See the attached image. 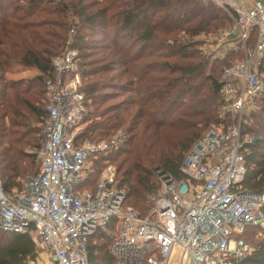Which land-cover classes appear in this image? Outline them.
Wrapping results in <instances>:
<instances>
[{
    "label": "trees",
    "instance_id": "obj_1",
    "mask_svg": "<svg viewBox=\"0 0 264 264\" xmlns=\"http://www.w3.org/2000/svg\"><path fill=\"white\" fill-rule=\"evenodd\" d=\"M229 23L204 0H0V172L7 193L40 168L45 83L55 77L52 60L66 47L77 51L87 112L76 143L128 134L109 156L93 158L78 189H94L105 160L116 167L115 188L124 205L141 216L159 186L154 166L183 179L185 154L220 117L223 67L231 60L205 52V37ZM15 67L34 68L30 78L8 79ZM264 78V59L260 68ZM127 94L119 98L121 94ZM244 114L247 145L243 187L264 193V92ZM264 212V207L262 208ZM112 218L89 236V264H118L104 256L115 230ZM251 232H250V230ZM249 230V231H248ZM257 227L245 229L242 237ZM252 244V243H251ZM106 253V251H105ZM35 244L27 233L0 230V264H33ZM241 264H264V239Z\"/></svg>",
    "mask_w": 264,
    "mask_h": 264
},
{
    "label": "built area",
    "instance_id": "obj_2",
    "mask_svg": "<svg viewBox=\"0 0 264 264\" xmlns=\"http://www.w3.org/2000/svg\"><path fill=\"white\" fill-rule=\"evenodd\" d=\"M204 1L229 19L215 43L204 38L205 52L214 57L235 54L221 75L220 117L228 120L212 124L185 154L183 179L158 171L160 183L148 195L144 216L124 205L126 190L115 188L116 167L108 160L94 189H78L93 158L112 154L127 135L116 131L108 139L76 143L87 108L70 29L65 50L52 60L55 77L45 83L39 172L11 193L0 172V230L32 238L33 264H89L88 238L112 218L107 254L118 264H241L254 250L242 235L248 226L264 228V193L243 187L245 153L254 138L242 125L264 92V0Z\"/></svg>",
    "mask_w": 264,
    "mask_h": 264
},
{
    "label": "rangeland",
    "instance_id": "obj_3",
    "mask_svg": "<svg viewBox=\"0 0 264 264\" xmlns=\"http://www.w3.org/2000/svg\"><path fill=\"white\" fill-rule=\"evenodd\" d=\"M209 38H211L212 39V37H209ZM217 38V37H216ZM211 41H214V43H215V37L213 38V40H211ZM216 52V51H215ZM233 55H235L234 53H232V55H230L229 54V58H233ZM236 57H238V55L237 56H235V58ZM235 58H234V60H235ZM228 64V63H227ZM21 75L22 76H26V75H31L29 72H27V74L26 73H19V74H17V75H14L13 77H21ZM83 85V83H82V81H81V86ZM119 94H121V96H119V98H123L124 96H126L127 94H125V93H119ZM124 95V96H123ZM252 105H253V103H252ZM251 105V106H252ZM249 109V108H248ZM246 110V113L249 111V110ZM83 127V126H82ZM209 129V128H208ZM119 131H124V130H122V129H120ZM124 132H126V131H124ZM206 132L207 131H205V133L203 134V136L206 134ZM127 136H128V134H126ZM202 136V137H203ZM108 139V138H107ZM155 168H158V170H155ZM154 170H155V173H156V175L158 176V171H162V169L159 167V166H154ZM92 171V169H88V170H86V172H85V177L87 178V174L89 173V172H91ZM84 189V188H83ZM128 206V205H127ZM262 225H264V221L262 222ZM249 227H258L259 228V230L258 231H254L253 233H250V234H248V236H247V240H249L251 243V245L254 247V245L255 244H257L258 242H260V241H263V239H264V228H262L261 226H248L247 228H249ZM250 230V229H249ZM248 230V231H249ZM250 232H251V230H250ZM105 251H106V253H105ZM104 251V256H109L108 254H107V250H105ZM111 257V256H110ZM113 258V257H112ZM114 259V258H113Z\"/></svg>",
    "mask_w": 264,
    "mask_h": 264
},
{
    "label": "crops",
    "instance_id": "obj_4",
    "mask_svg": "<svg viewBox=\"0 0 264 264\" xmlns=\"http://www.w3.org/2000/svg\"><path fill=\"white\" fill-rule=\"evenodd\" d=\"M29 72L31 75H26V76H22L21 77H13L14 75H17L19 73H26ZM37 75V72L34 68H25V67H15L12 68L11 70H9V72L7 73V78L8 79H22V78H30Z\"/></svg>",
    "mask_w": 264,
    "mask_h": 264
},
{
    "label": "water",
    "instance_id": "obj_5",
    "mask_svg": "<svg viewBox=\"0 0 264 264\" xmlns=\"http://www.w3.org/2000/svg\"><path fill=\"white\" fill-rule=\"evenodd\" d=\"M155 170H158V168H155Z\"/></svg>",
    "mask_w": 264,
    "mask_h": 264
}]
</instances>
